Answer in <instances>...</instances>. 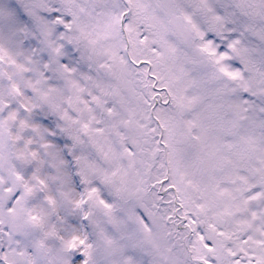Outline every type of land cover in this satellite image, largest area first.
Returning <instances> with one entry per match:
<instances>
[{
	"label": "snow or ice",
	"instance_id": "1",
	"mask_svg": "<svg viewBox=\"0 0 264 264\" xmlns=\"http://www.w3.org/2000/svg\"><path fill=\"white\" fill-rule=\"evenodd\" d=\"M0 264H264V0H0Z\"/></svg>",
	"mask_w": 264,
	"mask_h": 264
}]
</instances>
